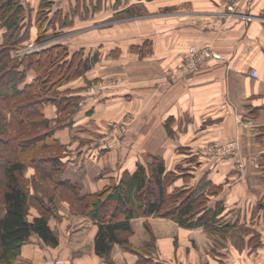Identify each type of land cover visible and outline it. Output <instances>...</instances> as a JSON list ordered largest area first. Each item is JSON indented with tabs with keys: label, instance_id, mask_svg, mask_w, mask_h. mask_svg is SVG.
<instances>
[{
	"label": "crops",
	"instance_id": "obj_1",
	"mask_svg": "<svg viewBox=\"0 0 264 264\" xmlns=\"http://www.w3.org/2000/svg\"><path fill=\"white\" fill-rule=\"evenodd\" d=\"M94 1L86 0L84 5L89 9L91 4L96 7ZM136 1L122 0L115 7L108 4L107 10L124 11ZM151 1L153 16L149 21L140 22L137 30L121 39L105 37L98 51L92 52H99L104 70L99 69L103 74L98 70L89 73V78L126 82L119 85L110 81L100 94L94 91L75 119L102 115L113 120L132 114L135 124L156 127L140 150L118 146L98 155L91 149L85 160L84 184L88 190L98 188L96 175L105 169V177L118 175L114 165L119 158L133 157V166L123 167L122 172L133 171L136 161L145 153L170 158L167 168L178 158H196L197 164L191 162L187 173L204 174L213 184L222 185L218 196H209L208 208L216 203L223 208L208 229L146 218L156 236L158 261L264 264V0H254L249 7L236 9V14L226 10L227 0ZM20 2L32 9L34 26L40 0ZM77 2L57 0V9L74 13ZM138 2L145 5L150 1ZM215 18L223 19V24L216 28V23H210ZM206 42H211L221 57L205 60L191 73L181 70L190 47H201ZM252 69L256 70L255 76ZM64 134L59 129L55 135L60 138ZM230 140H236L238 147L231 153L211 155L206 150L209 143ZM237 156L242 159L241 166ZM98 178V182L103 181ZM36 215L29 218L27 214L28 220ZM144 221L143 217L131 220L133 245H140L149 235ZM48 225L57 243L46 244L32 233L21 244L15 264H106L94 252L98 230L95 221L74 216L62 205L59 215L51 216ZM163 228L168 231L160 234L158 231ZM57 258L62 261L56 263ZM111 258L114 264H133L137 260L136 254L118 244L113 245Z\"/></svg>",
	"mask_w": 264,
	"mask_h": 264
},
{
	"label": "trees",
	"instance_id": "obj_2",
	"mask_svg": "<svg viewBox=\"0 0 264 264\" xmlns=\"http://www.w3.org/2000/svg\"><path fill=\"white\" fill-rule=\"evenodd\" d=\"M49 1L42 0L41 2L38 40L48 36L44 33L45 29L41 27L44 25V17L48 18L47 11L51 6ZM23 8L20 0H0V29L10 31L0 40V96L22 97L23 101L13 109L16 110L14 118L17 116L24 123V127L27 126L20 132L21 134L28 130L31 133L35 126H40L46 129L47 134V137L45 136L42 140L43 145L46 141H49L48 144L55 145L57 139L54 136V129L42 113L41 106L47 101L58 105L61 103L69 105L72 101L74 102V95L57 96L54 91H58L56 88H59L61 83L72 74H82L90 67V63L86 58H80L83 55L81 51L77 53L78 59H76L77 55L68 58L65 46L59 43L23 55L20 59L13 56L12 50L21 40V36L16 31L19 28ZM50 20L51 18L47 20V23L51 22ZM41 68L44 74L39 71ZM52 68L56 73L52 72ZM32 69L34 77L26 80L27 72ZM48 72L53 74L50 80L49 76L45 75ZM28 108L29 111L26 112ZM68 126L72 140L78 138L84 131V126L73 124V122H69ZM4 131L6 129L0 125V135ZM23 142L24 139L17 143L12 142L17 152L12 155L8 151L7 158H2L0 161V181L3 185L0 193V264H15L19 257L21 244L27 241L32 233L37 234L46 244L55 245L57 243V238L48 225L51 217L48 205L40 197L28 194V188L22 178L25 163L21 153L26 151ZM9 143L8 140L0 139V150H5ZM60 156L57 155L48 163L37 162L36 166H40L44 174L54 176L58 183L66 184L76 192L79 191L78 199L84 213L94 219L98 225L94 237V252L102 257L106 264H114L111 258L114 244L136 254L137 260L133 264H165L158 261L154 252L155 236L147 220L144 221V226L150 237L140 245H133L130 242L129 237L133 232L131 220L134 218L153 215L169 218L181 227L200 226L208 229L212 228L223 208L218 203L212 208L205 206L208 196L203 195L205 193L201 187L178 186L173 188L175 191H168V186L177 177V171L166 170L159 156H153L146 165L137 162L134 170L126 172L119 181L111 182L101 190L90 193L85 190L83 184L86 173L84 157L78 155L73 159L62 161ZM203 183L208 185L210 181ZM212 186L218 187L213 183ZM184 192L187 194L183 195ZM30 200L38 201L39 214L28 220ZM110 202L117 205L115 209L102 211L103 206Z\"/></svg>",
	"mask_w": 264,
	"mask_h": 264
},
{
	"label": "rangeland",
	"instance_id": "obj_3",
	"mask_svg": "<svg viewBox=\"0 0 264 264\" xmlns=\"http://www.w3.org/2000/svg\"><path fill=\"white\" fill-rule=\"evenodd\" d=\"M119 1L95 0L94 2L96 4V7L91 4V8L89 9L86 4L84 5V2H86V0H78V8L76 12L73 13L69 11L62 13L57 9V0H50L49 2H51V6L49 8V11H47V17L49 19L51 18V22L47 23V20L49 19L46 18V16L44 17L45 21L41 29H45L44 33L48 36L46 38H43L42 40L37 39L40 31L39 16L42 0H40L39 6L36 9L34 26L31 23L32 18L30 15L32 9L29 6H23V12L19 19V28L16 31L17 33H19V36H21V40L13 48V56L20 59L23 55L37 52L39 50L52 47L56 43H59L65 46L68 53V58L77 55L76 59H78L79 56L77 53L81 51V54L83 55L80 58H86V60L90 63V67L85 70L82 74H72L71 77L65 79L61 83L59 88H56L58 91H54V94H56L57 96L59 95L63 97H70L74 95V102L72 101L71 103H69V105H65L62 103L61 105H58L52 101H47L44 102L41 106L42 113L50 121V126L54 129V136L56 137L55 134L59 129L65 132L64 136H60V138L56 137L57 143H55V145L52 143L48 144L49 141H46L47 143L45 142V145H43L42 140L47 134L45 133L46 129H42L40 126H35L32 129L33 132L31 133L28 130L27 132L21 134L20 132L27 126L24 127V123L22 122V120L20 121L17 116L14 118V112L16 110L13 109H15L16 105L19 102L23 101L21 100L22 97L12 96L5 98L0 96V125L2 128L6 129V131H4L3 134L0 135V139L8 140V142H10L9 144H7L5 150H0V161L2 158H7L9 152L14 155L17 151L15 144L13 143H17L18 141L24 139V142L22 144L25 145L26 151L21 153L23 161L25 163V169L22 178L28 188V194L36 195L38 198L40 197L42 201L48 205V208L51 212V216L59 215V208H62V205H65L72 215H82L94 221V219L90 218L87 214L84 213V210L82 209V204L78 199L79 191L76 192V190L74 191L66 184L58 183L54 176L50 177L44 174L40 166H36L37 162L40 164H43L44 162H51L52 159L55 158L57 155H61L60 158L62 161L65 160L64 157L66 155L69 156V158L72 156H74L73 158H75L79 155L83 156L86 160L87 154H89L88 157L90 156V153L88 152L91 149L98 153V155L105 154L107 151L118 146L129 148V151L134 150L136 148L140 150L141 145L147 143L150 134L149 132L152 131L154 127H156L155 125H140L138 123L135 124L134 122L136 117L132 114H124L123 116L117 117L113 120L104 118L102 117V115H86L82 118H78L77 120L75 119L76 113L81 109V107L86 103V101H88V97L93 96L95 94L94 91H96L97 94H100L101 90H103L106 87L107 83H110L111 81V78H89V73L95 74L97 70L99 71V69L104 68L103 59L100 57L99 52L92 53L94 49L98 51V47L102 45L101 43L103 42V39H105V37L121 39L127 33H130V31L137 30V26L140 22L149 21L153 16V6L151 0H145L150 1L148 3H145V5L142 2L139 3L138 0L135 3H130L131 5L127 7V11L110 12L109 10H107L110 8L108 4H112V6L115 7L116 4H120L122 2V0ZM126 1L132 2V0H125V2ZM253 1L254 0H227V5L232 4L233 2L234 6L232 7L233 11L228 9V7H226V10H229V12L236 14L234 11H237L239 10V8H242L244 6L249 7L253 3ZM232 13H229L228 15L230 16V14ZM245 17H248L247 13ZM216 20L217 18L213 19V21L210 20V23L214 24ZM220 21V24L216 22V24L214 25L215 28L218 24V26H221L223 24L222 18L220 19ZM9 32L10 31H5L4 28H1L0 40H2V38L5 37V35H7ZM206 43L212 45L211 42ZM212 49L214 51L213 45ZM135 52L140 55L144 54V51ZM218 55V58H220V54ZM94 56L95 59L93 60ZM185 57L186 55L183 58L184 60ZM212 58L214 59L215 57ZM42 69L43 68H41L39 71L42 72ZM131 69H135V66L134 68H132L131 66ZM51 70L53 73H56L55 69L52 68ZM103 70H100L99 72H102L103 74ZM181 70L185 71L183 64ZM42 73L44 74V72ZM48 73H46L45 75H48L50 80L53 77V74H51L50 72ZM32 77H34L33 69L32 71L29 70L27 72L26 80H30L32 79ZM111 82L113 84L118 83L119 85H122L124 82H126V79L117 82L112 79ZM28 111L29 108L26 109V112ZM16 118L18 119V121ZM69 122L84 126V131L80 133V136L78 138L76 137V139L73 140L70 138L68 126ZM95 122H100L103 125L97 126ZM210 144L214 143H209L207 146H209ZM216 144L218 146L228 147V152L226 151L227 154L233 152L235 149L238 148L236 140H230L227 142ZM153 156H159L163 160L166 170L177 171V177L168 186V191H175L173 188L178 186H186L188 188L201 187L203 189V193H205L203 195L207 194L208 196L205 206H208V202H210L209 196H218L220 191H222V185H219L217 188H215L214 186H212L211 181L208 185L204 184L203 182L209 181L206 179L204 174L201 175L200 173H187V171L190 169L188 166L191 165V162L197 164L195 163L196 160H194L196 158H178L176 160L177 163H175L174 161L175 164H173L171 160L172 163L170 167L167 168L168 163L166 165V162L167 159L170 160V158H165L157 154L145 153L142 159H139L138 161H136V163L140 162L146 165L148 164V161L152 159ZM236 159L238 161V165L241 166L243 163L241 157L237 156ZM132 161L133 157H131L130 159L129 157H127V159L124 158L123 160L119 158V160L114 165L116 171L118 172V175L111 177L107 175L105 177L104 174L107 173L108 170L105 169L106 171H101L96 175L95 184L97 183L99 187L95 188L94 190H88L83 181L85 190L89 193L97 192L106 185L110 184L111 182L119 181L120 178L123 177L126 172H128L126 169L124 170V172H122V168L128 166L132 167ZM98 177H102L103 181L98 182ZM1 179L3 178L1 177ZM101 184L104 185L100 187ZM2 188L3 185L0 181V193ZM186 194L187 192L183 193V195ZM34 201L36 202V200ZM35 202H33V200H30L28 204L29 218L34 214H39V210L37 207V204L39 203L37 201L35 204ZM116 206L117 205L110 202L108 203V205L103 206L102 211L105 212L106 210H114ZM149 217L162 218V220L174 222L169 218L157 217L153 215L143 218L147 220L146 218ZM167 231V228H163V231L161 229L158 232L160 234H163ZM131 236H133V232ZM149 237L150 234L148 235L147 239ZM154 247V252L157 254L156 251L158 247L156 243L154 244ZM60 260L61 259L57 258L56 263H59Z\"/></svg>",
	"mask_w": 264,
	"mask_h": 264
},
{
	"label": "built area",
	"instance_id": "obj_4",
	"mask_svg": "<svg viewBox=\"0 0 264 264\" xmlns=\"http://www.w3.org/2000/svg\"><path fill=\"white\" fill-rule=\"evenodd\" d=\"M233 6H234L233 2H232V4L227 5L228 9H230L232 11H233V8H232ZM216 22L220 23L221 21H220V19H217L214 22V24ZM212 57L218 58L219 55L213 51L211 44L205 43L203 46H201L199 48H196L194 46L190 47V49L188 50V52L186 54V57H185V60L183 63V67L185 68L186 72H194L199 68V66L202 62H204L205 60L210 59ZM251 74L253 76H255L256 70L252 69ZM228 149H229L228 147L218 146L216 143L210 144L209 146H206V150L211 154L224 155V154H227Z\"/></svg>",
	"mask_w": 264,
	"mask_h": 264
}]
</instances>
